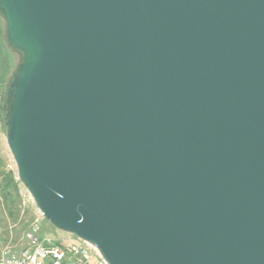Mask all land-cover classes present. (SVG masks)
<instances>
[{
    "label": "water",
    "instance_id": "obj_1",
    "mask_svg": "<svg viewBox=\"0 0 264 264\" xmlns=\"http://www.w3.org/2000/svg\"><path fill=\"white\" fill-rule=\"evenodd\" d=\"M6 141L44 219L106 264H264V0H0Z\"/></svg>",
    "mask_w": 264,
    "mask_h": 264
},
{
    "label": "rangeland",
    "instance_id": "obj_2",
    "mask_svg": "<svg viewBox=\"0 0 264 264\" xmlns=\"http://www.w3.org/2000/svg\"><path fill=\"white\" fill-rule=\"evenodd\" d=\"M19 62L5 42V22L0 16V253L8 250L21 255L30 247L28 235L38 229L46 246L67 250L73 245L86 248L89 264H103L97 252L73 235L63 233L46 221L34 200L21 184L13 156L6 141L5 105L8 86Z\"/></svg>",
    "mask_w": 264,
    "mask_h": 264
},
{
    "label": "built area",
    "instance_id": "obj_3",
    "mask_svg": "<svg viewBox=\"0 0 264 264\" xmlns=\"http://www.w3.org/2000/svg\"><path fill=\"white\" fill-rule=\"evenodd\" d=\"M37 234L38 229H35L28 235L30 247L21 255L3 250L0 264H89L91 256L86 248L73 245L67 250L60 246H46Z\"/></svg>",
    "mask_w": 264,
    "mask_h": 264
},
{
    "label": "bare ground",
    "instance_id": "obj_4",
    "mask_svg": "<svg viewBox=\"0 0 264 264\" xmlns=\"http://www.w3.org/2000/svg\"><path fill=\"white\" fill-rule=\"evenodd\" d=\"M83 242V241H82ZM84 244H86L87 246H89V247H91L92 249H94L96 252H97V254L99 255V257L101 258V260H102V257H101V255H100V253L97 251V249L95 248V247H93V246H91L90 244H88V243H85V242H83ZM103 262V261H102ZM104 264H105V262H103Z\"/></svg>",
    "mask_w": 264,
    "mask_h": 264
}]
</instances>
